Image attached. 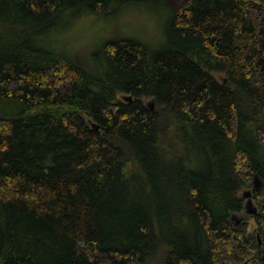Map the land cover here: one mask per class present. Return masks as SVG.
<instances>
[{"label": "trees", "instance_id": "obj_1", "mask_svg": "<svg viewBox=\"0 0 264 264\" xmlns=\"http://www.w3.org/2000/svg\"><path fill=\"white\" fill-rule=\"evenodd\" d=\"M154 1L0 0V264H264V0H183L89 65L38 43Z\"/></svg>", "mask_w": 264, "mask_h": 264}, {"label": "rangeland", "instance_id": "obj_2", "mask_svg": "<svg viewBox=\"0 0 264 264\" xmlns=\"http://www.w3.org/2000/svg\"><path fill=\"white\" fill-rule=\"evenodd\" d=\"M182 1L158 0L136 3L110 16L82 17L77 12L67 11L65 15L55 17L52 24L47 27V35H50L52 39L49 37L48 40L39 39L38 43L40 46L53 50L54 46L51 44L53 40L58 51L68 52L83 65H89L92 54L98 51L106 40L112 38L135 37L151 48L159 49L166 41V29L172 17L173 8ZM80 13L82 15V12ZM60 21L62 23L56 25V22ZM19 109L20 106L15 99L0 102L1 115L14 117ZM248 190L242 191V194ZM245 200L247 201L246 198ZM244 212H247L246 206ZM244 218L243 213L236 214L234 222L240 224ZM249 222H251L250 219Z\"/></svg>", "mask_w": 264, "mask_h": 264}, {"label": "water", "instance_id": "obj_3", "mask_svg": "<svg viewBox=\"0 0 264 264\" xmlns=\"http://www.w3.org/2000/svg\"><path fill=\"white\" fill-rule=\"evenodd\" d=\"M127 100H132V96L126 97ZM153 105V104H152ZM153 107V106H152ZM254 188L260 187V181L258 179V175L255 176L254 182H253ZM244 197L247 199L246 201V211L250 215H256L258 213V208L255 205L253 198H252V192L250 190L244 192ZM261 242V241H260Z\"/></svg>", "mask_w": 264, "mask_h": 264}]
</instances>
